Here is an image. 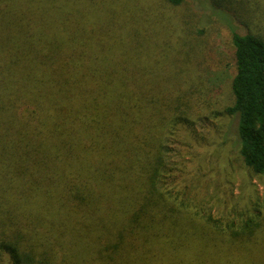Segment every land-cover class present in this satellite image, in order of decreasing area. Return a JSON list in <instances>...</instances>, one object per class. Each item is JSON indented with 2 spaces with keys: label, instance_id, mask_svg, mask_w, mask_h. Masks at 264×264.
I'll return each mask as SVG.
<instances>
[{
  "label": "trees",
  "instance_id": "trees-1",
  "mask_svg": "<svg viewBox=\"0 0 264 264\" xmlns=\"http://www.w3.org/2000/svg\"><path fill=\"white\" fill-rule=\"evenodd\" d=\"M146 12L142 0H0L5 264H264V197L210 196L213 176L201 187V170L173 163L198 101L194 59ZM232 44L228 136L264 176V38L232 31Z\"/></svg>",
  "mask_w": 264,
  "mask_h": 264
},
{
  "label": "rangeland",
  "instance_id": "rangeland-1",
  "mask_svg": "<svg viewBox=\"0 0 264 264\" xmlns=\"http://www.w3.org/2000/svg\"><path fill=\"white\" fill-rule=\"evenodd\" d=\"M142 4L147 10L143 14L147 23L151 20L156 26L162 21L169 27L168 35L175 43L186 46L190 42L186 50L194 59V74L189 75L185 85L198 98L195 108L199 113L193 110L189 126L178 129L176 138L183 149H176L180 155L173 157V163L188 167L193 177L201 170L197 176V180L205 183L201 187H206L207 178L213 176L214 183L208 185L210 196L218 186L219 199L252 206L257 198L264 197V176H255L245 168L235 147V137L228 136L231 120L223 112L234 101L231 87L236 68L232 31H251L264 38L261 15L264 1L188 0L179 8L165 6L163 0H142ZM232 129L234 132L235 125ZM207 153L215 155L211 171L207 159L201 164L197 161ZM5 259L0 257V264H5Z\"/></svg>",
  "mask_w": 264,
  "mask_h": 264
}]
</instances>
